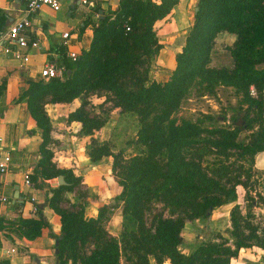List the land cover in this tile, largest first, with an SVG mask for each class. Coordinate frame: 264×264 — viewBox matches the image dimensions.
<instances>
[{"label":"trees","instance_id":"trees-1","mask_svg":"<svg viewBox=\"0 0 264 264\" xmlns=\"http://www.w3.org/2000/svg\"><path fill=\"white\" fill-rule=\"evenodd\" d=\"M178 2L118 0L115 10L83 21L79 33L87 27L92 30L89 47L80 51L75 62L62 60V76L47 81L23 80L15 102H26L41 130L40 156L32 179L63 175L67 183L51 188L47 199L60 220L58 264H122L120 245L133 264H149L147 255H153L157 264L164 257L171 264H230L242 248L255 246L264 251V230L255 223V214L241 213L236 191L237 186L245 189L251 207L264 206L259 191L255 192L258 200L249 195L257 173L254 156L264 151V0H196L198 11L175 55L169 79L152 81L151 61L163 48L155 23L170 16ZM125 22L130 25L128 32L123 27ZM220 32L236 37L230 50L231 68L210 66L214 40ZM197 86L202 87V95L213 93L218 86L231 87L245 107H238L228 124L224 115L208 113L196 120H178L175 113L181 101ZM102 92L121 113L137 119L135 143L145 146L146 155L125 159L108 142L98 143L94 138L105 120L90 115L86 99ZM77 98L81 103L69 112L67 121L79 122L80 136L90 139V164L111 159V171L120 186L113 198L122 202L119 240L104 228L109 218L106 203L98 204L95 218H86L83 205L77 202L70 209L62 205L64 193L79 186L81 177L52 162V126L44 105L66 104ZM243 131L248 134L240 140ZM153 201H163L170 213L178 212V216L157 215L147 227L144 213ZM230 203L227 237L219 234L217 241H201L189 253L182 252L185 217L209 218L214 209ZM37 212V218L17 221L19 234L30 240L49 226L39 209ZM86 242L93 248L84 255L80 246Z\"/></svg>","mask_w":264,"mask_h":264},{"label":"crops","instance_id":"crops-1","mask_svg":"<svg viewBox=\"0 0 264 264\" xmlns=\"http://www.w3.org/2000/svg\"><path fill=\"white\" fill-rule=\"evenodd\" d=\"M59 1L61 9L53 10L49 6H43L32 16V29L27 30L29 42L27 47L22 49L23 53L28 55L27 62L23 63L0 51V159L5 154H9L11 158L9 170L0 173V264H58L55 243L61 236L60 220L47 201L51 196V188L55 187V179L45 180L39 176L36 181L32 179L40 156L38 146L41 142V130L36 127L30 116L26 102H15V99L24 87L25 78L38 80L45 65L62 67V60H69L70 52L79 54L82 49L89 47L92 30L87 27L81 34L79 32L87 17L94 18L91 11L77 2L74 3V0ZM89 1L93 4V10L97 8L98 12L102 13L113 11L118 6V0ZM193 1L179 0L170 16L155 23L162 27L158 37L159 43L164 46L151 61L150 80L165 82L169 79L175 66V55L183 44V41L179 45L175 43L180 35L178 31L184 27L189 31L193 23L196 7ZM26 2L27 0H0V25L8 26L23 18ZM192 2L193 13L188 16V8ZM64 32H68L67 38L62 37ZM79 104L77 98L70 103H48L47 106L49 111H58L57 114L64 117L65 126H74L80 130L79 122H66L69 112ZM107 125L106 121L93 136L102 134L101 131ZM106 135L105 140L109 138L110 132ZM73 138L82 141L85 137L77 134L73 135ZM79 149L84 158L79 162V173L75 169L72 172L81 177L79 185L83 186L86 194L76 196L74 189L65 192L64 197L70 205L74 202L83 205L86 218L97 216L98 204L101 202L111 205L109 218L103 225L110 236L117 238L121 229L120 204L113 202V198L118 194L120 186L111 174V159L107 158L92 165L86 154L88 145H80ZM253 168L261 174L263 188L260 193L264 198V151L254 156ZM25 173H29L31 186L24 184ZM2 197H6V202L1 201ZM227 206L229 212L232 204ZM63 207L67 208L65 205ZM253 208L256 220L262 221L264 206ZM38 209L49 226L42 228L40 236L30 240L19 234L17 221L21 218H37ZM184 252H188L187 247ZM163 264L170 262L167 259ZM230 264H264V251L255 246L242 248L237 257L231 259Z\"/></svg>","mask_w":264,"mask_h":264},{"label":"rangeland","instance_id":"rangeland-1","mask_svg":"<svg viewBox=\"0 0 264 264\" xmlns=\"http://www.w3.org/2000/svg\"><path fill=\"white\" fill-rule=\"evenodd\" d=\"M196 3V0L193 1ZM188 8V16L192 15V4ZM93 8V7H92ZM93 10V9H92ZM96 11H92L91 14L93 15ZM95 16V15H93ZM96 18V17H94ZM191 27V25H190ZM162 27L159 26L157 23L155 25V30L159 42L158 34L160 35V29ZM180 35H178L177 42L175 41L176 45L180 44L183 41V37L185 34L188 33V29L185 27L178 31ZM235 35L227 33V32H220L215 40L211 51L210 57V66L213 67H225L231 68L233 65V60L230 54V50L233 47V43L235 42ZM161 44V43H160ZM164 46V45H163ZM202 88V87H201ZM200 86L193 87L190 92L187 94L186 97L183 98L181 104L175 113L176 118L179 119H191L196 120L201 118L203 114H211V115H224L226 117L225 124H228V120L230 117L235 114L236 109L238 107H245V104L241 103V97L238 95L235 90L231 87H224L218 86L215 88L214 92L209 94L205 92L202 95V89ZM106 94L104 92L97 93V95L93 94L87 97V110L90 115H96L100 119H104L105 122H108V125L104 127L101 131L102 134L97 135L94 137L98 143L108 142L111 146V149L115 152L120 151L125 159H128L132 156L136 155H146L147 151L145 146L136 144V131L138 128L137 119L134 116H130L125 113H121L119 107L114 106L111 101H107ZM79 102L81 103V99ZM48 103L44 105V110L47 113L52 126L51 131V142L49 146L52 150V162L55 166L59 168H70L77 170L79 173V162L83 159L82 151L79 149L80 145L89 143V138L85 137L80 141L78 138H73V135L80 134V130L76 129V127H68L64 124V117L62 115H58V111H49L48 110ZM95 108V109H94ZM235 109V110H234ZM66 122H68L66 120ZM101 129V128H100ZM99 131V130H98ZM110 132L109 138L105 140L106 134ZM63 134V135H61ZM248 132L243 131L239 135V139L243 140L247 136ZM88 154V152H86ZM77 164V165H76ZM112 174V171H111ZM113 175V174H112ZM114 176V175H113ZM253 181L251 182V187L249 188V195L255 200H258L255 192L262 191V183H261V174L257 171L255 176L252 178ZM56 182V178H55ZM84 188L82 185H79L75 188V195L76 196H83ZM238 199L237 203L240 205L241 213L246 215L254 214V206H250L247 201V195L244 188L241 186L236 187ZM71 196V195H70ZM115 202V201H113ZM112 202V206H114ZM117 204H120L119 208V216L121 218V229L123 223V216H122V202L119 201ZM233 206V203H231ZM62 205L67 206V208H72L67 201V198L64 197V202ZM229 204L223 205L219 209L216 208L212 211V214L209 218L205 219H196V220H189L183 214L181 216L185 217V226L182 230V235L184 237V242L181 246L182 252L188 248L189 253L197 243L201 241H208V240H215L217 241V235H222L227 237L226 230L230 228V220H229V213L228 206ZM111 205H109L110 207ZM117 206V205H116ZM228 212V213H227ZM157 215H162L165 218L168 217H176L178 216V212L172 215L169 211V207L164 204L163 201H153L149 205V209H147L144 213V222L147 227H151L152 223ZM256 220V219H255ZM256 224H259L260 228L262 227V221H255ZM134 225V223H133ZM132 224L130 226H133ZM120 229V232H121ZM117 240L120 239V234L116 238ZM93 248L91 242H86L85 245L80 246L81 254H88L91 249ZM185 249V250H184ZM128 251L123 250L122 246L120 245V263L122 264H133L130 259H127ZM148 263L149 264H157L156 260L153 255H147ZM167 258H163V262L166 261ZM171 264V263H170Z\"/></svg>","mask_w":264,"mask_h":264},{"label":"built area","instance_id":"built-area-1","mask_svg":"<svg viewBox=\"0 0 264 264\" xmlns=\"http://www.w3.org/2000/svg\"><path fill=\"white\" fill-rule=\"evenodd\" d=\"M78 4L85 6L89 11H93V4L89 0H78ZM43 6H49L53 10L61 9V3L59 0H27L24 7V17L15 21L8 26L0 25V51L7 56L21 60L23 63L27 62L28 55L24 54L22 49L26 48L29 42V36L27 30L32 29V16L40 11ZM94 17L98 18L102 15L99 12H93ZM126 32L130 31V25L125 22L123 25ZM68 32H64L62 37L67 38ZM79 54L75 52L69 53V59L75 62ZM64 72L63 67H55L53 64L45 65L40 71V79L45 81L62 76ZM250 93L255 95L254 89L251 88ZM10 155L5 154L0 159V173L7 172L10 165ZM24 184L31 186L29 173L24 175ZM1 201L6 202V197H2ZM264 230V221L261 227Z\"/></svg>","mask_w":264,"mask_h":264},{"label":"water","instance_id":"water-1","mask_svg":"<svg viewBox=\"0 0 264 264\" xmlns=\"http://www.w3.org/2000/svg\"><path fill=\"white\" fill-rule=\"evenodd\" d=\"M78 3V0H74V3ZM198 11V7L196 6L195 9H194V12L196 13ZM101 15H102V11L99 12ZM70 72L67 71V74H69ZM67 184L65 179H64V176L63 175H59L57 178H56V182H55V186H60V185H65ZM60 239H62V235L56 240V243H55V253L58 254L59 252V241Z\"/></svg>","mask_w":264,"mask_h":264}]
</instances>
